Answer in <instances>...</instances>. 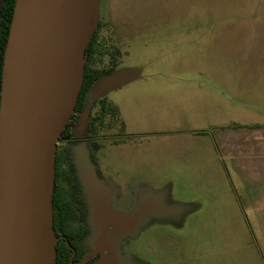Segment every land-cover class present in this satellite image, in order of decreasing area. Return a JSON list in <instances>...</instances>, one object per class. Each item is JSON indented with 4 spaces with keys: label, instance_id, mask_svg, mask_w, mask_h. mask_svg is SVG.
Listing matches in <instances>:
<instances>
[{
    "label": "rangeland",
    "instance_id": "rangeland-1",
    "mask_svg": "<svg viewBox=\"0 0 264 264\" xmlns=\"http://www.w3.org/2000/svg\"><path fill=\"white\" fill-rule=\"evenodd\" d=\"M98 2L137 41L98 83L124 127L109 116L99 126L110 145L98 166L78 144L92 264H254L247 232L236 234L231 212L210 207L220 206L215 130L264 114V0ZM88 121L69 128L86 131ZM101 207L112 241L101 242Z\"/></svg>",
    "mask_w": 264,
    "mask_h": 264
},
{
    "label": "water",
    "instance_id": "water-1",
    "mask_svg": "<svg viewBox=\"0 0 264 264\" xmlns=\"http://www.w3.org/2000/svg\"><path fill=\"white\" fill-rule=\"evenodd\" d=\"M89 7L90 0H16L0 100V264H56V149L71 115L80 114ZM103 210L95 217L101 242L112 241Z\"/></svg>",
    "mask_w": 264,
    "mask_h": 264
},
{
    "label": "flooded vegetation",
    "instance_id": "flooded-vegetation-1",
    "mask_svg": "<svg viewBox=\"0 0 264 264\" xmlns=\"http://www.w3.org/2000/svg\"><path fill=\"white\" fill-rule=\"evenodd\" d=\"M91 40L94 44L93 53L92 56L88 55V63L90 67L96 71H94V74L97 77L92 81L90 86L89 101L85 111H79L80 114H77L79 116L78 118L82 117L89 119L88 127L86 131L81 129L78 125L74 128L70 127L66 136L58 139L57 145L61 165L60 174L63 176V179L65 180V178H67L68 173L73 170L72 165H75V172L79 177L81 184L82 180L76 162V158L78 157L77 154L79 152L78 144L80 143L84 146L86 154H89V160L94 165L98 166L100 159L104 156L103 152L106 147L110 145V140L108 139L110 134H99V126L105 125V119L107 116H109L110 119L117 117L120 121V125L123 126L120 117V106L113 102L109 97L102 95V88L98 86V83L102 79L109 77L120 70L125 61L131 56L132 44H136L137 36L136 34L128 36L126 34V24L119 17H116L112 11H109L106 15H102L98 0H92L89 7L88 43ZM103 100L106 101L105 107L102 104ZM112 105H115L118 108V112H114ZM75 120L73 122H75ZM93 138H98V141L96 143H91ZM100 169L101 168L99 167L96 168L98 174L101 173ZM64 180L63 184L67 187L66 181ZM65 192L67 195V188H65ZM81 193L83 194L87 206V215L83 222L90 227L92 221L91 211L89 203L86 200L83 185ZM89 233L90 230L88 234ZM88 234L83 239V249L85 254L77 262H74L73 258V260H71L72 264H87L89 261V264H92L94 262L96 255H92L81 263L87 255L92 254L86 242ZM58 238L59 240L61 238H65L66 241L68 240L67 236L63 234L58 236ZM67 243L69 244V242ZM75 251L76 255L77 250L75 249Z\"/></svg>",
    "mask_w": 264,
    "mask_h": 264
},
{
    "label": "crops",
    "instance_id": "crops-1",
    "mask_svg": "<svg viewBox=\"0 0 264 264\" xmlns=\"http://www.w3.org/2000/svg\"><path fill=\"white\" fill-rule=\"evenodd\" d=\"M214 138L221 154V181L216 182L214 193L220 206L212 205L210 210L231 212L236 234L241 227L250 237L247 244L252 247L254 264H264V114L255 121L220 126Z\"/></svg>",
    "mask_w": 264,
    "mask_h": 264
},
{
    "label": "trees",
    "instance_id": "trees-1",
    "mask_svg": "<svg viewBox=\"0 0 264 264\" xmlns=\"http://www.w3.org/2000/svg\"><path fill=\"white\" fill-rule=\"evenodd\" d=\"M0 100H1V84H2V72L5 50L9 38V32L11 28L12 18L14 14L16 0H0ZM93 41L87 43L84 52V68L81 78V84L78 91L75 110L85 111L89 101V89L92 81L97 77L94 71L88 63V55L92 56L93 53ZM96 72V71H95ZM105 107L106 101H102ZM114 112H118V108L112 105ZM101 116V115H100ZM77 114H72L68 123L65 125L61 132L59 139L66 136L67 131L69 132V126L73 121L78 118ZM102 117V116H101ZM124 125V123L122 122ZM124 127V126H123ZM73 170L70 171L65 180L60 174V157L58 149H56L55 159V176H54V194L52 199V228L55 237L61 234L67 236V243L65 238H61L55 244L56 252V264H72L71 255L73 249L77 250L74 257V262H77L84 254L83 239L88 234L90 227L84 223L85 216L87 215V206L83 198L82 184L79 177L75 172V165H72ZM66 181L67 187L64 186ZM67 188V195L65 192ZM90 262V261H89ZM87 262V264H89Z\"/></svg>",
    "mask_w": 264,
    "mask_h": 264
}]
</instances>
